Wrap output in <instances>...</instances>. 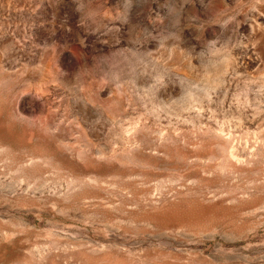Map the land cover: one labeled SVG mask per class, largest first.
<instances>
[{
  "label": "rangeland",
  "instance_id": "rangeland-1",
  "mask_svg": "<svg viewBox=\"0 0 264 264\" xmlns=\"http://www.w3.org/2000/svg\"><path fill=\"white\" fill-rule=\"evenodd\" d=\"M0 264H264V0H0Z\"/></svg>",
  "mask_w": 264,
  "mask_h": 264
}]
</instances>
